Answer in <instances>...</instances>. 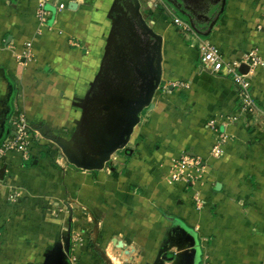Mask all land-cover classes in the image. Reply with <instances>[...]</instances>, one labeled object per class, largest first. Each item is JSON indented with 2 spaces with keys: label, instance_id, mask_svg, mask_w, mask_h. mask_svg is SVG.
Masks as SVG:
<instances>
[{
  "label": "crops",
  "instance_id": "0c3cea01",
  "mask_svg": "<svg viewBox=\"0 0 264 264\" xmlns=\"http://www.w3.org/2000/svg\"><path fill=\"white\" fill-rule=\"evenodd\" d=\"M58 2L66 8L58 10ZM129 2L57 0L44 5L43 24L35 17L36 0H0V135L11 93L9 80L27 123L53 132L75 125L80 113L74 102L98 74L111 30ZM140 3L143 18L162 37V76L153 107L140 113L129 143L121 149L126 153H114L100 171H78L69 165L58 169L38 136L30 144V159L38 156L29 164L20 153L6 154V173L14 161L25 162L31 173L43 165L48 169L46 183L61 194L74 195L81 205L79 214L90 211L95 249L77 247L81 264H160V259L178 264L186 254L174 250L172 239L185 235L199 248L193 258L188 253L191 245L186 252L196 264L201 253L202 259L209 256L218 264H263L264 129L259 120L235 121L240 106L236 87L229 77L203 66L197 42L178 33L173 15L190 24L189 17L199 38L233 63L251 50L264 57V0H226L208 37L199 32L208 26L203 17L211 19L217 13V0ZM26 43L32 45L30 59L21 58ZM250 82L264 120V69L252 70ZM208 120L216 122L226 139L218 157L211 153L215 141L205 129ZM183 155L198 158L202 170L193 173L194 185H170L171 163ZM121 213L124 218L114 227L113 219ZM125 216L138 221L136 229L125 227ZM174 222L181 228L171 227ZM38 254L33 255L35 264ZM43 259L41 255V264Z\"/></svg>",
  "mask_w": 264,
  "mask_h": 264
},
{
  "label": "water",
  "instance_id": "95a60500",
  "mask_svg": "<svg viewBox=\"0 0 264 264\" xmlns=\"http://www.w3.org/2000/svg\"><path fill=\"white\" fill-rule=\"evenodd\" d=\"M225 3L226 0H217V13L211 19L203 17L208 26L200 35H210ZM127 4V11L122 10V16L116 19L111 30L98 74L86 94L76 99L80 114L72 137L74 144L44 135L76 169L103 170L111 156L127 146L140 122V113L153 107L152 100L159 89L162 37L143 18L140 0H130ZM188 20L194 28L192 20L189 17ZM9 41L10 38L7 43ZM239 71L247 74L249 67L241 64ZM3 175L4 167L0 169V179ZM65 258L66 254L59 250L50 253L46 261L47 264H66Z\"/></svg>",
  "mask_w": 264,
  "mask_h": 264
},
{
  "label": "rangeland",
  "instance_id": "374dc122",
  "mask_svg": "<svg viewBox=\"0 0 264 264\" xmlns=\"http://www.w3.org/2000/svg\"><path fill=\"white\" fill-rule=\"evenodd\" d=\"M74 103L76 104V101ZM76 128L77 122L58 132L50 131L45 127L39 130L40 146L54 159L53 165L58 169L66 168L69 163L57 145L45 138L44 135L60 137L73 145L72 137ZM125 153L124 150H118L114 157L123 156ZM36 155L38 156V154ZM36 155L26 163L30 164ZM23 161L22 163L14 161L11 164L10 174L6 173L7 163L3 160L0 161V169L4 167V175L0 179V264H35L33 255L36 252L39 253V263L41 264L40 259L43 255L42 264H47V256L59 250L66 254V259L70 264H81L78 262L77 247H84L88 251L95 249L94 239L91 235L95 226L94 218L90 211L79 214L78 208H81V205L78 204L74 195L71 193L61 194L56 187H51V182L46 183V178L43 176L48 174L47 167L37 166L31 173L26 170L27 167L23 166L26 165ZM76 182L78 181L74 178L75 185ZM124 215L121 213L120 217L117 216L113 219L114 227L120 224L118 219L124 218ZM125 220V227L136 229L134 227L135 222H138L136 219L129 221V217H126ZM171 227L181 228L175 222ZM113 236L117 237V233L114 232ZM190 238L191 240H189ZM190 238L189 235H185V238L172 239L174 250L178 253L183 250L186 254V258L180 257L178 264H194L195 262V258L191 260L190 255H192L191 258L194 254L198 255L199 248H197V244L193 245L196 242L192 241V237ZM4 245L6 248L3 250ZM190 245L192 249L188 252L189 255L186 252ZM4 251L7 254H3ZM82 254L83 252L81 256ZM201 255L202 253L199 254L201 260L199 257L197 258V264H218L219 260L217 262L210 260L209 256L205 257V260L201 258ZM226 262L232 264L231 261L226 260ZM160 264L172 263L163 262L160 259Z\"/></svg>",
  "mask_w": 264,
  "mask_h": 264
},
{
  "label": "built area",
  "instance_id": "2783aa9c",
  "mask_svg": "<svg viewBox=\"0 0 264 264\" xmlns=\"http://www.w3.org/2000/svg\"><path fill=\"white\" fill-rule=\"evenodd\" d=\"M56 1L57 0H36L35 17L40 23L45 24L46 22L44 5ZM149 1L152 2L153 0ZM66 6L67 4L63 2H58L56 4L58 10H63ZM173 24L178 33L183 34L186 39H190L191 37L197 42L200 61L208 71L219 76L229 77L233 82L237 89L238 100L240 101V106L237 109L236 116H234L235 121L246 120V122H249L251 120H259L258 125H261L264 129L263 115H261V112L254 103L250 82V72L252 70L257 68L264 69V57H261L255 50H251L244 53L239 61L230 63L224 59L218 47L200 39L188 22L173 15ZM31 57L32 45L31 43H26L21 58L30 59ZM241 64H245L249 67L247 74H243L239 71V66ZM184 86L187 87V83H185ZM205 129L214 135L215 143L211 148V153L216 157L222 155L223 145L226 139L218 132L216 122L214 120H208L205 124ZM38 136H40L38 127L26 122L19 106L13 101L12 113L8 120V135L3 139L0 145V161L6 154L14 152L20 153L22 160H30V144L33 139ZM201 170L202 165L198 158L183 155L181 158L172 161L168 183L173 185L178 182H186L194 185L193 179L196 180L197 178L193 173L200 172Z\"/></svg>",
  "mask_w": 264,
  "mask_h": 264
},
{
  "label": "trees",
  "instance_id": "16d2710c",
  "mask_svg": "<svg viewBox=\"0 0 264 264\" xmlns=\"http://www.w3.org/2000/svg\"><path fill=\"white\" fill-rule=\"evenodd\" d=\"M10 82V85H11V93L9 95V98H8V110H7V113L5 115V118H4V125H3V128H2V132H1V135H0V145L3 141V139L8 135V120L11 116V113H12V109H13V101H14V98L16 96V89L14 88V85L13 83H11V81L9 80ZM145 110V109H144ZM143 110V111H144ZM69 166H71L72 168L76 169L74 166L68 164ZM78 171H84V170H80V169H76ZM65 262L66 264H70L69 260L65 258Z\"/></svg>",
  "mask_w": 264,
  "mask_h": 264
},
{
  "label": "flooded vegetation",
  "instance_id": "af4514ba",
  "mask_svg": "<svg viewBox=\"0 0 264 264\" xmlns=\"http://www.w3.org/2000/svg\"><path fill=\"white\" fill-rule=\"evenodd\" d=\"M90 88V87H89ZM88 88V89H89ZM88 89L86 88L83 92H81L80 94H81V96H84L85 94H86V92L88 91Z\"/></svg>",
  "mask_w": 264,
  "mask_h": 264
}]
</instances>
